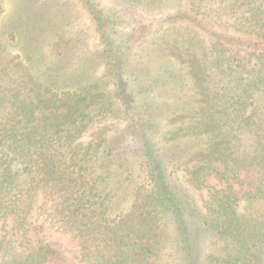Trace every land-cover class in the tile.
I'll return each instance as SVG.
<instances>
[{
    "label": "trees",
    "instance_id": "16d2710c",
    "mask_svg": "<svg viewBox=\"0 0 264 264\" xmlns=\"http://www.w3.org/2000/svg\"><path fill=\"white\" fill-rule=\"evenodd\" d=\"M162 1L193 32L137 68L99 0L93 52L58 0H0V264H264V0Z\"/></svg>",
    "mask_w": 264,
    "mask_h": 264
},
{
    "label": "rangeland",
    "instance_id": "374dc122",
    "mask_svg": "<svg viewBox=\"0 0 264 264\" xmlns=\"http://www.w3.org/2000/svg\"><path fill=\"white\" fill-rule=\"evenodd\" d=\"M58 1L63 5L64 17L69 18L71 21L74 20L70 25L69 33L80 41V46L82 47V49L89 52H93L98 49V35L96 31H94L89 16L85 8L80 4L79 0ZM99 1L105 8L114 10L119 16H122L124 28L131 29L136 26L143 27V31L138 35L136 44L133 47V52H136V61L134 64L137 68L139 65H142L143 68H149L148 63L151 64V66H155L156 62L148 59V56L144 55L143 59L140 58L139 60L137 58L138 55L144 54V50H148V48H151L150 46H152L153 42L158 43L160 37H181L185 36L187 32H193V29L183 22L171 24L163 20L166 14L174 10L171 7L165 6V1L160 2L161 5L159 6H155V3H153L152 5H147L146 2L148 0ZM18 2H20V0H4L6 16H10V13L11 16L15 14L13 12L16 10L14 8ZM154 35L157 36L156 39H152V36ZM142 79L146 80L147 78L143 76ZM175 173L176 176L179 177V180L182 184H187L186 178L185 176H183L182 171L178 170ZM49 240L52 244L58 246L64 252L75 251L73 241L70 240L67 236L54 232L50 235Z\"/></svg>",
    "mask_w": 264,
    "mask_h": 264
}]
</instances>
